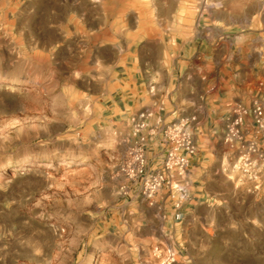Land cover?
Masks as SVG:
<instances>
[{
	"label": "rangeland",
	"instance_id": "1",
	"mask_svg": "<svg viewBox=\"0 0 264 264\" xmlns=\"http://www.w3.org/2000/svg\"><path fill=\"white\" fill-rule=\"evenodd\" d=\"M256 53L264 0H0V264H264V97L210 137L170 109L191 76L247 90ZM183 120L190 173L149 195Z\"/></svg>",
	"mask_w": 264,
	"mask_h": 264
},
{
	"label": "crops",
	"instance_id": "2",
	"mask_svg": "<svg viewBox=\"0 0 264 264\" xmlns=\"http://www.w3.org/2000/svg\"><path fill=\"white\" fill-rule=\"evenodd\" d=\"M207 45L208 43H206ZM245 72L246 76H242L240 79L247 86V90L243 92L237 90L238 92L226 95L220 92L215 93L213 89H207L208 91L203 94L196 92L198 87L197 78L191 76L189 80L181 83L180 87L177 85L178 88L171 94L170 109L173 112H178V115H182L184 111H190L192 114L202 112L203 115H206L205 112H209V116H206V123L194 125L195 134L197 135V131H200L202 135H207L208 137L219 135L224 129L226 122L228 123L232 118V114L225 116L226 110H230L229 108L232 106L250 110L254 99L264 97V55L256 53L247 63ZM203 86H208V83L205 82ZM213 86L210 83L209 88H213ZM247 104L249 106L245 107ZM206 151L207 153L204 157H209L210 149Z\"/></svg>",
	"mask_w": 264,
	"mask_h": 264
},
{
	"label": "built area",
	"instance_id": "3",
	"mask_svg": "<svg viewBox=\"0 0 264 264\" xmlns=\"http://www.w3.org/2000/svg\"><path fill=\"white\" fill-rule=\"evenodd\" d=\"M254 112L259 120L258 123L262 125L264 113L260 106L256 105ZM189 124L190 121L183 120L179 123L167 125L166 129L163 131V138L161 142H159L162 151L159 158V169L167 175L160 177L159 180H154V183L150 187L149 195L163 187V182L168 179L167 176L172 177V175L178 174V176L183 179L184 176L190 173V162L192 157L197 154V149L189 133ZM234 124L237 125L238 122ZM231 132L233 134V131ZM140 158H142V156H139V159ZM182 181L185 185L189 184L186 180ZM179 192L181 193L180 196L171 194L168 200H171L177 207L188 205L192 199L189 188L182 186Z\"/></svg>",
	"mask_w": 264,
	"mask_h": 264
},
{
	"label": "bare ground",
	"instance_id": "4",
	"mask_svg": "<svg viewBox=\"0 0 264 264\" xmlns=\"http://www.w3.org/2000/svg\"><path fill=\"white\" fill-rule=\"evenodd\" d=\"M45 163V162H44ZM44 163H38L37 167L38 168H45L47 167V164H44ZM190 203V202H189Z\"/></svg>",
	"mask_w": 264,
	"mask_h": 264
}]
</instances>
